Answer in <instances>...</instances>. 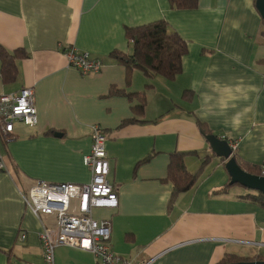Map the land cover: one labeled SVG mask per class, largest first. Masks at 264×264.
<instances>
[{
	"label": "crops",
	"instance_id": "obj_1",
	"mask_svg": "<svg viewBox=\"0 0 264 264\" xmlns=\"http://www.w3.org/2000/svg\"><path fill=\"white\" fill-rule=\"evenodd\" d=\"M257 2L198 0L194 10H173L168 0H0V48L28 54L16 61L13 82L0 71V96L31 89L37 112L34 126L15 122L7 141L0 134V264H43L39 234L53 219L29 211L24 194L38 181L89 183L83 158L94 126L106 136L107 180L118 207L92 216L110 222L115 254L132 264H218L225 255L264 252L249 245L264 244V208L239 199L236 188L214 193L229 181L226 165L234 159L264 167ZM158 20L187 44L181 73L172 81L148 80L137 69L128 76L110 54L131 55L125 29ZM70 48L101 60V70L80 75L68 64ZM146 84L141 115L125 95L108 96L112 87L141 93ZM231 140L237 149L222 161L216 152L226 154ZM174 152L192 153L184 159L189 173L210 159L196 185L170 205ZM54 264L96 262L90 252L59 247Z\"/></svg>",
	"mask_w": 264,
	"mask_h": 264
},
{
	"label": "built area",
	"instance_id": "obj_2",
	"mask_svg": "<svg viewBox=\"0 0 264 264\" xmlns=\"http://www.w3.org/2000/svg\"><path fill=\"white\" fill-rule=\"evenodd\" d=\"M70 67L80 75L98 73L102 61L91 58L87 53L70 48L65 50ZM15 122L34 126L37 112L31 89H21L18 93L0 96V134L10 140ZM106 136L98 126L92 127L91 148L84 156L83 164L90 174L87 184L36 182L26 194V207L36 217H49L52 223L44 225L39 234L43 264H54V253L59 247L75 248L90 252L96 264H132L111 250L110 222L96 221L95 209L114 210L118 207V197L107 180L108 159L105 151ZM231 153L237 149V141H229ZM3 169L0 160V170ZM262 176L264 177V167ZM19 240L23 242L25 235ZM264 250V244H249Z\"/></svg>",
	"mask_w": 264,
	"mask_h": 264
},
{
	"label": "trees",
	"instance_id": "obj_3",
	"mask_svg": "<svg viewBox=\"0 0 264 264\" xmlns=\"http://www.w3.org/2000/svg\"><path fill=\"white\" fill-rule=\"evenodd\" d=\"M170 7L173 10H194L197 8L198 0H168ZM264 25V21H263ZM125 36L132 45V54L125 55L114 51L110 57L118 64L123 65L129 73L137 69L148 80L156 77H161L166 81L174 80L182 71V58L187 53L186 42L176 33L169 24L164 20L154 21L142 26L134 28H126ZM261 37L264 39V30L261 32ZM28 54L23 51L8 52L0 48V65L1 75L4 82H13L17 75L16 61L22 58H27ZM264 65V61H261ZM129 78V77H128ZM127 78V79H128ZM151 88L150 84H146L144 92L141 93H125L116 88H111L108 96L125 95L128 99L134 101L132 110L135 114L141 115L144 111L146 100L145 91ZM185 95V94H184ZM134 121H124L121 125H125ZM200 128L203 125L197 123ZM192 153H178L170 154V161L167 170L166 181L172 184V195L170 205L174 203L177 197L191 190L197 183L201 169L206 165L209 157L201 162L200 170L196 173H189L186 170L184 159L186 155ZM215 157V154H212ZM152 158L149 155L143 159L139 164L146 163ZM220 160L224 161L223 158ZM237 166L244 172L254 175L262 176V169L252 166L234 159ZM234 187H239L247 192H244L239 199L250 201L262 208H264V194L255 190L244 188L238 184H233L231 177L229 181L219 191L214 193H226ZM264 262V252L247 257H236L232 255H225L218 264H231L237 262Z\"/></svg>",
	"mask_w": 264,
	"mask_h": 264
},
{
	"label": "water",
	"instance_id": "obj_4",
	"mask_svg": "<svg viewBox=\"0 0 264 264\" xmlns=\"http://www.w3.org/2000/svg\"><path fill=\"white\" fill-rule=\"evenodd\" d=\"M257 7L261 15L262 20L264 21V0H258ZM212 142V139H209ZM217 156L220 158H227L231 154V150H227V153L220 154L217 153ZM226 170L231 177L233 184H238L244 188L255 190L264 194V177L263 176H254L242 171L235 161H231L226 165ZM231 264H264V262H237Z\"/></svg>",
	"mask_w": 264,
	"mask_h": 264
},
{
	"label": "rangeland",
	"instance_id": "obj_5",
	"mask_svg": "<svg viewBox=\"0 0 264 264\" xmlns=\"http://www.w3.org/2000/svg\"><path fill=\"white\" fill-rule=\"evenodd\" d=\"M263 43H264V40H263ZM234 188H236V190H238V189H239V193H243V194H244V192H247V191H245L244 189H242V188H239V187H234ZM96 211H97V210H95V211H93V212H95V213H96Z\"/></svg>",
	"mask_w": 264,
	"mask_h": 264
}]
</instances>
